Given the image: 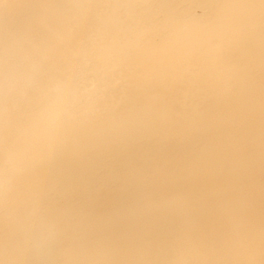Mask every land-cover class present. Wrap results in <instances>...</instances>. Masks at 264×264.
Listing matches in <instances>:
<instances>
[{
	"label": "bare ground",
	"instance_id": "bare-ground-1",
	"mask_svg": "<svg viewBox=\"0 0 264 264\" xmlns=\"http://www.w3.org/2000/svg\"><path fill=\"white\" fill-rule=\"evenodd\" d=\"M0 264H264V0H0Z\"/></svg>",
	"mask_w": 264,
	"mask_h": 264
}]
</instances>
